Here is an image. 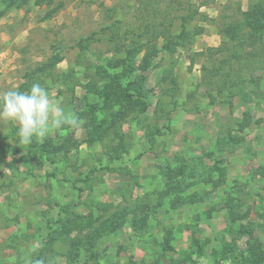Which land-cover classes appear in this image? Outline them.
Listing matches in <instances>:
<instances>
[{
	"label": "rangeland",
	"instance_id": "rangeland-1",
	"mask_svg": "<svg viewBox=\"0 0 264 264\" xmlns=\"http://www.w3.org/2000/svg\"><path fill=\"white\" fill-rule=\"evenodd\" d=\"M0 264H264V0H0Z\"/></svg>",
	"mask_w": 264,
	"mask_h": 264
},
{
	"label": "clouds",
	"instance_id": "clouds-1",
	"mask_svg": "<svg viewBox=\"0 0 264 264\" xmlns=\"http://www.w3.org/2000/svg\"><path fill=\"white\" fill-rule=\"evenodd\" d=\"M0 119L18 125L17 138L19 145L23 146H30L34 139L43 141L53 129H61L65 125L77 129L84 123L74 113L66 112L39 83L27 91L13 88L0 94ZM198 264H209V261L200 257Z\"/></svg>",
	"mask_w": 264,
	"mask_h": 264
}]
</instances>
